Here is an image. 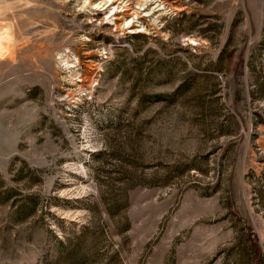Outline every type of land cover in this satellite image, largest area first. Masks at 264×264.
I'll list each match as a JSON object with an SVG mask.
<instances>
[{
	"label": "rangeland",
	"instance_id": "374dc122",
	"mask_svg": "<svg viewBox=\"0 0 264 264\" xmlns=\"http://www.w3.org/2000/svg\"><path fill=\"white\" fill-rule=\"evenodd\" d=\"M124 1L0 0V264H264V0Z\"/></svg>",
	"mask_w": 264,
	"mask_h": 264
},
{
	"label": "bare ground",
	"instance_id": "6f19581e",
	"mask_svg": "<svg viewBox=\"0 0 264 264\" xmlns=\"http://www.w3.org/2000/svg\"><path fill=\"white\" fill-rule=\"evenodd\" d=\"M86 1L88 4L92 5V7L96 6V4L92 3V1H98L99 3H97V5L101 4V3H102V5H105L106 7L104 6L105 7L104 9H107L110 12H112L109 15V17H112L113 20L118 19L119 17H122L123 15H127L126 13H127V10L129 9L128 2H126L124 0H85V2ZM85 2H83V3H85ZM147 2H149V3H147ZM166 2H165V0H143V2L139 3V6L141 8H138V9H140V10H138V11L132 10L131 13H134L136 18L145 16V15H149L151 13H154L157 10H161L164 7V5L167 4ZM154 3H156V4H154ZM150 4H154V6L153 5H152V7L148 6ZM141 12L143 14H140ZM138 13L140 14L139 16H138ZM132 20L133 19H131V22H130L131 24L130 23L128 24V25H130L129 26L130 29H132V25L134 22Z\"/></svg>",
	"mask_w": 264,
	"mask_h": 264
}]
</instances>
